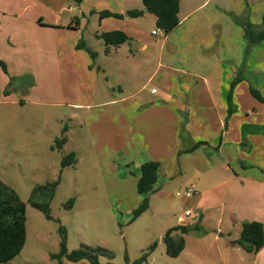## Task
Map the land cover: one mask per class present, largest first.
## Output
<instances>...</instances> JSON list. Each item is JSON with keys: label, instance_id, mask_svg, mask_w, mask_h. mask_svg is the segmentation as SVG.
<instances>
[{"label": "crops", "instance_id": "1", "mask_svg": "<svg viewBox=\"0 0 264 264\" xmlns=\"http://www.w3.org/2000/svg\"><path fill=\"white\" fill-rule=\"evenodd\" d=\"M79 7L92 15L122 16H99L102 31L95 39L102 41L99 35L111 31L130 38L103 50L110 65L84 37L85 15L75 19L72 0H0V61L6 65V71L0 67L2 121L13 125L29 106L74 109L71 121L85 127L92 163L101 171L123 169L126 175L119 178L125 183L134 174L135 185H129L137 191L141 166L160 164L147 211L154 198L167 205L174 182L185 190L195 185L197 193L182 200L179 214H162L169 229L198 227L189 234L173 232L185 240L172 258L177 264H264V247L247 253L235 244L244 224L259 222L264 228V101L251 93L264 99V41L251 47L243 27L262 26L264 0H180L179 26L163 40L153 30L155 42L140 31L145 17L157 20L144 11L143 0H84ZM134 10L144 15L129 17ZM152 44L159 48L155 62L147 54ZM64 72H84L93 84L68 88ZM107 72L119 94L105 88L100 75ZM233 83L235 111L229 116ZM198 142L204 145L179 154ZM139 196L140 204L144 196Z\"/></svg>", "mask_w": 264, "mask_h": 264}, {"label": "rangeland", "instance_id": "2", "mask_svg": "<svg viewBox=\"0 0 264 264\" xmlns=\"http://www.w3.org/2000/svg\"><path fill=\"white\" fill-rule=\"evenodd\" d=\"M75 4V19L81 20V15H85V19L81 20L84 37L90 39L93 49L101 53L100 57L107 66L110 65L112 59L104 57V43L95 39L96 32L102 31L100 15H92L86 12L87 9L79 7L80 4ZM153 30L159 31L151 17L140 21V31L149 42L157 39L151 37ZM158 38L163 40L164 34L159 33ZM147 54L155 62L159 54L158 46L152 44ZM100 78L107 90L119 94L118 86L108 72ZM64 80L68 88H74L76 84L84 87L93 84V77L84 72H64ZM149 87L151 90L153 84ZM26 110L24 115L18 114V121L13 125H6L0 117V180L18 193L26 204L27 217L25 246L11 264H59L51 256L60 252L61 227L66 229L69 252L89 246L102 247L114 255L113 258L100 257V264H136L153 244H156L154 251L142 264H177V260L168 257L162 240L169 229L162 214H179L183 198L177 193L185 191V186L180 188L174 182L169 189L171 197L167 205L163 206L154 198L152 208L132 221L131 213L141 200L136 186L131 188L129 185H135L134 174L127 175L129 183H125L119 178L126 175L123 169L118 173H107L106 168L101 171L92 163L85 127H80L77 120L71 121L76 115L75 110L69 107L38 110L32 106ZM80 112L77 111V114L80 115ZM79 120L85 121V116ZM64 129L66 133H63ZM9 135L12 137L7 139ZM63 137L66 143L61 149L56 148L57 138ZM78 149L83 153L78 154ZM71 153H77L80 162L63 168V159ZM59 178L60 185L50 203L53 219L48 220L29 200L36 186L53 183ZM40 201L45 200L41 198ZM71 201L72 206L69 205ZM171 221L174 225L177 223L172 215ZM61 264L91 263L88 260L72 262L64 258Z\"/></svg>", "mask_w": 264, "mask_h": 264}, {"label": "trees", "instance_id": "3", "mask_svg": "<svg viewBox=\"0 0 264 264\" xmlns=\"http://www.w3.org/2000/svg\"><path fill=\"white\" fill-rule=\"evenodd\" d=\"M77 4L83 3L84 0H74ZM143 5L148 9L150 14L156 17V27L159 31H163L164 35H168L173 32L180 24L179 12H180V0H143ZM144 15L142 10H134L128 12L129 17L137 18ZM100 17H122L120 15L112 14L110 12H101ZM246 37L251 47L259 45L264 41V15L263 24L260 28H256L252 23H243ZM106 47L108 53L112 47H119L130 41V38L121 31L104 32L99 35ZM85 45L79 44V48H83ZM91 56L95 59L96 54L91 53ZM0 67L6 71V65L0 61ZM7 73V72H6ZM236 83H233L228 95V115L231 116L234 113V107L232 102L233 90ZM251 93L260 101H264L261 95L251 89ZM67 130L64 129L63 133ZM66 138H57L56 148L61 149L66 143ZM204 145L203 142L196 143L188 150L180 151L182 153H190ZM77 163L76 153L67 155L62 161V167H68ZM160 164L157 162H148L141 166L140 177L137 183V191L139 195H143L144 199L139 206L132 212V221H135L138 217L144 214L150 206L149 196L155 193V186L158 182V172ZM61 178L53 183L36 186L33 194L29 200V203L41 211L48 220H52L50 203L54 199L56 188L60 185ZM43 198L45 201L41 202ZM73 202H69L72 206ZM196 228H188L185 226L175 227L169 229L164 237V243L166 245V253L171 258H177L185 248V240L183 237L173 236V232L181 231L182 234H189L192 231H197ZM62 234V240L60 243V252L56 255H52V259H56L61 264V261L65 258L68 261L79 262L81 260H88L91 264H100L99 258L108 256L113 258V254L102 247H89L82 246L80 249L72 252L67 248V233L66 229L60 228ZM27 238V217H26V204L21 200L18 193L7 186L0 180V264H11V261L16 258L23 250ZM240 248L247 253H257L264 247V228L259 222L246 223L243 226L240 238L235 242ZM153 244L149 247L147 252L136 264H142L147 262L151 253L155 249Z\"/></svg>", "mask_w": 264, "mask_h": 264}, {"label": "built area", "instance_id": "4", "mask_svg": "<svg viewBox=\"0 0 264 264\" xmlns=\"http://www.w3.org/2000/svg\"><path fill=\"white\" fill-rule=\"evenodd\" d=\"M159 33H160V31H158V32L157 31H154L153 32V35H156L157 36V35H159ZM156 92H157V89L156 88H153L152 89V93H156ZM196 193L197 192H196L195 185H191L185 191L178 192L177 193V196H179V197H181L183 199H190V198L194 197ZM184 215L187 216V217H189V216L192 215V212L189 211V210L188 211H185Z\"/></svg>", "mask_w": 264, "mask_h": 264}, {"label": "water", "instance_id": "5", "mask_svg": "<svg viewBox=\"0 0 264 264\" xmlns=\"http://www.w3.org/2000/svg\"><path fill=\"white\" fill-rule=\"evenodd\" d=\"M144 11L147 13V12H148V9H147V8H145V9H144Z\"/></svg>", "mask_w": 264, "mask_h": 264}]
</instances>
